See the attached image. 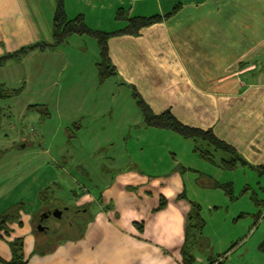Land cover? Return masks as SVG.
I'll use <instances>...</instances> for the list:
<instances>
[{
  "label": "crops",
  "instance_id": "1",
  "mask_svg": "<svg viewBox=\"0 0 264 264\" xmlns=\"http://www.w3.org/2000/svg\"><path fill=\"white\" fill-rule=\"evenodd\" d=\"M131 1L152 4L156 13L147 16L144 8L136 17L165 16L181 8L137 37L109 39L117 78L100 84V50L86 36H71L57 50L34 51L0 67V87L23 90L0 102L12 117L0 134V153L10 155L0 160V215L24 203L20 221L10 224L8 233L0 232L5 262L11 260L14 239L23 240L28 264H183V248L190 245L193 255L201 247L199 237L189 244L186 235L190 203L198 202L187 197L183 173L196 174L209 190L219 188L226 184L195 170L191 158L227 170L219 165L234 157L200 144L211 160L197 148H181L182 158L178 149L156 144L173 132L144 126L130 86L156 115L170 111L187 127L212 130L249 166L264 169V0ZM77 3L73 11L65 2L69 19L85 16L83 2ZM54 13V0H0V57L49 42ZM31 106L46 107L49 117L28 111ZM24 131H34L36 142L24 139ZM162 166L167 168L160 173ZM145 167L152 172L144 173ZM72 170L88 180L80 183ZM120 170L126 171L113 178ZM77 186L83 193L76 205L87 208L83 236L66 238L45 256L34 254L32 220L45 208L39 194L54 187L53 205L60 206L75 201ZM161 199L166 206L158 211ZM135 223L143 225L142 232ZM214 255L207 264L222 260Z\"/></svg>",
  "mask_w": 264,
  "mask_h": 264
},
{
  "label": "rangeland",
  "instance_id": "2",
  "mask_svg": "<svg viewBox=\"0 0 264 264\" xmlns=\"http://www.w3.org/2000/svg\"><path fill=\"white\" fill-rule=\"evenodd\" d=\"M129 1L130 0H101L100 2H95L94 0H69L68 2L65 0L69 5L71 4L69 9L73 11L77 8V2H83L84 5L81 6L80 12L85 15L82 16L88 27L93 30L97 29L106 32L120 29L122 28V24L126 25L124 20H116V13L119 9L125 11L127 18H133L142 14L144 8V12L148 14L147 16L156 14L152 4L141 6V4H136L135 1ZM88 2L91 4L88 5ZM10 124L12 125V122ZM172 135L168 138H157L156 144L162 143L163 147L165 146L174 150L178 149V152H181V154L183 152L181 148L194 150V148L199 147L194 145L192 140H184L174 133H172ZM23 138L29 142L35 143L36 133L34 131H24ZM184 142H187L188 145ZM132 145L133 144H131V146ZM198 149L201 148L199 147ZM0 154V160L10 157L5 151ZM195 155L198 156L196 153ZM145 156L146 154L143 155V157ZM185 156L186 155L183 154L181 155L182 158ZM189 157H191V155ZM156 158L159 159L157 155ZM196 158L198 157L191 158L192 161L188 158L185 159L191 161V164L197 167H194L195 170L201 171L202 174L206 173L212 176L213 180L215 179L214 181L221 184L230 183L233 187V194L231 197L221 188L209 190L206 186L202 187L200 184L202 179L196 176V174L190 175L185 172L183 173L187 197L197 201L201 207L200 215L205 222L202 235L205 238L208 237L210 240L209 244V241H203L201 247L194 250L193 255L199 257V260L203 264L208 263L212 252H215L214 259H220L226 256L223 264H264V256L259 251V245L264 240V169L239 164L237 168L233 170H223L211 166L206 161L197 160ZM166 168L167 166H162L160 168V173L164 172ZM130 169H132V167H130ZM126 170L114 171L112 173L113 178L118 173ZM71 172L82 184L84 182L83 180H88L84 177L85 175L82 171L72 170ZM143 172L152 171L146 170L145 167ZM81 188L77 186L75 189V192H77L73 195L75 198L77 197L75 201L65 204L59 203V207H77V201L82 198L81 194L83 192ZM78 208L81 209V213H79L81 223L79 224V218H77L76 220H78V222L75 221L76 228L74 227L71 229L68 226V222L73 220V216H70V214L64 216L66 221L64 224L58 223L54 218L48 219V221L46 220L45 226L50 230L60 229V231L64 233L63 238L65 239L79 236L87 220L83 213L87 208L85 204ZM42 210L38 213L39 215L45 213V211ZM194 234L192 235L194 236ZM245 237L246 241L241 245L240 242Z\"/></svg>",
  "mask_w": 264,
  "mask_h": 264
},
{
  "label": "trees",
  "instance_id": "3",
  "mask_svg": "<svg viewBox=\"0 0 264 264\" xmlns=\"http://www.w3.org/2000/svg\"><path fill=\"white\" fill-rule=\"evenodd\" d=\"M55 1V13L53 18L52 25V35L51 40L49 42H41L33 45H29L19 49L14 53L6 54L0 57V67L3 66L8 61H21L31 52L39 51V52H47L57 50L60 46H62L68 38L71 36H79V37H89L96 41L98 48L100 50V58L101 62L97 65L99 82L100 84L105 83L110 78H117L118 73L113 66L110 58H109V49H108V41L110 38L119 37V36H139V32L150 26L155 24H161L165 20H170L174 16H176L180 12V6L175 7V9L165 16L155 15L151 17H133L127 18L124 10H118L116 13V20H124L126 26L114 32H105L102 30H93L88 27L85 22V19L82 15L77 16L74 19H69L65 10V0H54ZM131 89V96L138 107V109L142 113L143 124L146 128H153L157 130L170 131L180 136L185 140H192L195 143L203 144L208 148L214 149L215 152L225 153L226 155L230 154L233 156L232 161H223L219 166L224 169L233 170L237 168L238 162H242L243 164L248 165V163L238 154V152L227 145L226 143L217 139L212 130L203 131L196 128H190L183 124H181L170 111H166L160 115H156L151 108L145 103L141 95L137 92V90L133 87H129ZM23 90H9L4 86L0 87V102L2 100L10 99L19 96ZM37 110L40 112H45V117H49L47 113V109L44 106L40 107H28V111ZM12 117L9 111H5L0 108V134L3 131L4 123L7 122L10 124ZM74 131L79 130L78 125H74ZM67 135L69 140L73 138V133L71 131H67ZM22 145V144H21ZM199 148V147H198ZM202 157L206 158L210 155V152L203 151L202 149H198ZM207 155V156H206ZM1 156V154H0ZM209 160H211L208 157ZM219 188L223 189L225 193L232 197L233 187L231 184H226L223 186H219ZM54 187H48L44 189L39 194V199L43 202L45 208L42 211H45L46 214H50L55 211H60L62 213L61 217L55 219L58 223L64 224L66 223L64 216L66 214L72 215L73 220L68 222V226L72 228H76L75 221L79 224L81 223V217L79 213H81V209L78 207H59L54 206L56 203V199L54 197ZM76 192H74V195ZM77 198V197H76ZM179 198H182L179 197ZM166 206V201L164 199L160 200V205L158 211L162 210ZM191 210L187 217V228L186 235L187 239L190 240L192 237H199V244H202L205 241L204 238H200L202 231L205 227V222L201 218L200 212L201 207L198 204L190 203ZM24 211V203H17L9 207L3 214L0 215V232L9 231V225L14 222H19L21 218V213ZM84 213V212H83ZM41 214L33 217L32 220V233L35 236V250L34 254L45 256L47 254L52 253L55 249L67 239L63 238V232L60 229L50 230L45 226V221L41 222L40 220ZM79 218L78 220H76ZM42 225L44 227L43 232L38 231V226ZM134 226L142 232L143 225L135 223ZM80 230V229H79ZM195 233V234H194ZM194 234V236L192 235ZM83 236V230L80 232L79 236L76 238H81ZM9 247L11 250V260L8 262L0 259V264H28V260L24 255V243L22 239H14L9 243ZM189 247L183 248V264H196L195 257L190 254ZM259 251L264 256V241L259 245ZM226 255V254H225ZM226 256L222 257V260L219 261V264H223ZM211 261V260H210ZM215 262V261H214ZM213 263V262H212Z\"/></svg>",
  "mask_w": 264,
  "mask_h": 264
},
{
  "label": "water",
  "instance_id": "4",
  "mask_svg": "<svg viewBox=\"0 0 264 264\" xmlns=\"http://www.w3.org/2000/svg\"><path fill=\"white\" fill-rule=\"evenodd\" d=\"M61 215H62V213L60 211L53 212V216H55L56 218H60ZM48 216H49L48 214H43L42 217H41V220L47 219ZM37 229H38L39 232H43L44 231V227L42 225H39Z\"/></svg>",
  "mask_w": 264,
  "mask_h": 264
},
{
  "label": "flooded vegetation",
  "instance_id": "5",
  "mask_svg": "<svg viewBox=\"0 0 264 264\" xmlns=\"http://www.w3.org/2000/svg\"><path fill=\"white\" fill-rule=\"evenodd\" d=\"M43 214H46V213H43ZM42 214V215H43ZM42 215H41V217H42ZM49 216H48V218L47 219H43V220H41V218H40V220H41V222H43V221H48V219H58V218H56L55 216H53V212L52 213H50V214H48ZM48 228V227H47Z\"/></svg>",
  "mask_w": 264,
  "mask_h": 264
},
{
  "label": "built area",
  "instance_id": "6",
  "mask_svg": "<svg viewBox=\"0 0 264 264\" xmlns=\"http://www.w3.org/2000/svg\"><path fill=\"white\" fill-rule=\"evenodd\" d=\"M213 264H219V261H218V262H215V263H213Z\"/></svg>",
  "mask_w": 264,
  "mask_h": 264
}]
</instances>
